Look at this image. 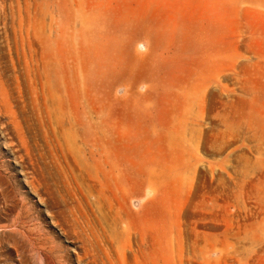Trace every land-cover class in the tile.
Returning a JSON list of instances; mask_svg holds the SVG:
<instances>
[{"label": "rangeland", "instance_id": "obj_1", "mask_svg": "<svg viewBox=\"0 0 264 264\" xmlns=\"http://www.w3.org/2000/svg\"><path fill=\"white\" fill-rule=\"evenodd\" d=\"M0 264H264V0H0Z\"/></svg>", "mask_w": 264, "mask_h": 264}]
</instances>
